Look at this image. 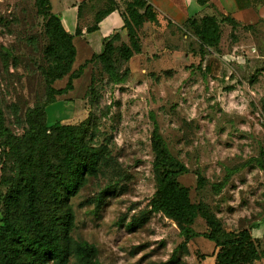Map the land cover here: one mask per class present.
<instances>
[{
  "label": "rangeland",
  "instance_id": "rangeland-1",
  "mask_svg": "<svg viewBox=\"0 0 264 264\" xmlns=\"http://www.w3.org/2000/svg\"><path fill=\"white\" fill-rule=\"evenodd\" d=\"M104 14L103 8L101 19ZM47 21L36 0H0V226L8 214L29 239H59L72 253L69 264H84L74 251L82 242L97 247L99 264H171L174 254L178 264H226L228 246L198 236L181 247L185 237L177 220L153 210L156 119L170 150L189 168L179 180L197 207V230H209L205 215L221 220V241L248 228L253 245L245 264H264V168L258 162L264 135V34H252L253 24L239 29L230 21L234 25L222 27L220 44L204 51L196 35L147 19L137 27L142 50L126 58L122 48L132 47L129 30L118 31L113 56L122 78L111 77L97 59L76 79L74 90L47 106L45 117L48 124L81 125V141L107 143L114 156L107 162L115 160L122 173L112 174L103 163L69 196L39 171L36 223L27 213V191L17 193L16 187L9 202L16 182L10 178H17L19 164L2 123L22 137L31 110L46 105L47 75L55 66ZM76 60L75 67L86 61L81 52ZM67 80L55 85L65 86ZM49 132L48 151L51 146L57 159L63 139L56 129ZM112 177L117 190L97 208L92 199ZM134 218L143 223L128 229ZM15 240L9 242L10 252L22 248ZM253 248L263 256L255 258ZM3 257L0 245V264L12 263ZM15 260L50 264L23 249Z\"/></svg>",
  "mask_w": 264,
  "mask_h": 264
},
{
  "label": "trees",
  "instance_id": "trees-1",
  "mask_svg": "<svg viewBox=\"0 0 264 264\" xmlns=\"http://www.w3.org/2000/svg\"><path fill=\"white\" fill-rule=\"evenodd\" d=\"M200 3H206L207 0H198ZM124 12V28H128L131 37L132 47L124 45L122 48L123 55L131 57L134 52H140L141 44L138 42L137 27L141 26L144 21L151 20L153 22H160L158 12L149 3L148 0H131L125 2ZM36 5L40 12L48 15L47 27L51 39L49 47L50 54L54 62V73L47 75V95L48 100L44 107L37 106L31 110L29 118V128L22 137H15L11 133L8 126L2 123V133L7 136V146L12 149L15 154V159L18 162L17 178L11 177V181L15 182L11 185L9 190V202H13L18 190L27 191V213L31 219L40 223L39 218V204L40 197L39 171H43L46 180L55 179L59 184L61 191L66 192L69 196L75 195L86 182L87 176L96 175L101 169L103 163L108 165L112 174H121L119 164L111 160L114 156L111 153L110 147L107 143L100 145H92L80 140V126L71 123H62L56 121L48 124L45 117L47 114L46 108L49 104L58 100L59 96L75 89V81L80 78L88 66L96 61L101 60L107 72L111 77L116 79L122 78L116 61L113 56L114 41L118 38L119 32H113L104 40V50L101 53H96L92 58L87 59L83 64L74 69V62L77 56V46L74 42V34L69 32L59 14L52 11L51 0H36ZM114 6L113 3L108 4L104 12L108 13ZM129 19V20H128ZM231 21V20H230ZM235 24L239 23L232 20ZM167 24L173 25L171 21ZM251 27V24L244 25ZM187 35H196L199 37V42L207 51L209 47L218 46L222 37V24L214 15H205L203 17H192L182 27ZM64 77H67L65 86L57 87L55 83ZM93 79V77H92ZM68 99V98H67ZM72 99V98H70ZM56 129L63 139L60 147V153L55 152L50 146L46 144L51 132L49 130ZM5 142H3V145ZM152 145L155 153L154 171L157 181V190L153 196L151 203L153 210L164 211L168 216L175 218L181 229V234L185 237L181 247L187 248V243L195 237L205 236L217 243V245L228 246L226 264H245L251 258L249 248L253 243L252 233L248 228L235 233L233 238L224 241L219 240L218 234L223 229L221 220L214 216H206L209 226L208 231L201 232L197 230L194 223L197 218V207L192 202L190 196V189L181 184L179 176L188 172L189 168L170 150L165 142V138L161 132L159 122L154 120V130L152 135ZM88 146L87 150L85 147ZM259 164L264 168V136L259 152ZM54 188H58L54 186ZM117 184L113 181L105 185L96 196L93 197L92 202L97 208H102L107 198L115 193ZM19 198V197H18ZM9 208V207H8ZM8 215V214H7ZM5 217V225L0 226V245L4 254V259L12 262L11 264H20L15 260V256L23 249L38 260L48 262L50 264H69L71 262L72 253L68 248L62 246L56 239L52 237L49 240L29 239L25 237L21 228L16 225L12 217ZM124 220V217L121 218ZM143 223L141 218H134L128 222V229L138 228ZM17 239L22 248H18L15 252L9 251V242ZM15 244V243H14ZM250 245V246H249ZM76 256L84 264H99L95 259L97 254V247L88 242L78 243L74 250ZM253 255L255 258L263 256V253L258 256V252L253 248ZM171 264H178V258L174 256L168 261Z\"/></svg>",
  "mask_w": 264,
  "mask_h": 264
},
{
  "label": "crops",
  "instance_id": "crops-1",
  "mask_svg": "<svg viewBox=\"0 0 264 264\" xmlns=\"http://www.w3.org/2000/svg\"><path fill=\"white\" fill-rule=\"evenodd\" d=\"M127 1L131 0H51L52 11L61 16L65 28L74 34L75 44L79 43L76 59L80 52L83 53V61L92 58L96 53H101L104 50L105 38L113 32L122 30ZM148 2L157 10L161 22L171 21L175 27H182L192 17L214 15L222 27L225 25L232 27L234 24L230 20H234L239 23L236 25L239 29L244 25L253 24L256 30L250 32L264 34V22L261 23L264 20V0H207L203 4L198 0H148ZM109 3H113L114 6L108 13L104 12L105 16L101 19V10L108 8ZM75 62L74 69L77 68Z\"/></svg>",
  "mask_w": 264,
  "mask_h": 264
},
{
  "label": "built area",
  "instance_id": "built-area-1",
  "mask_svg": "<svg viewBox=\"0 0 264 264\" xmlns=\"http://www.w3.org/2000/svg\"><path fill=\"white\" fill-rule=\"evenodd\" d=\"M262 120H263V126H264V114L263 116H261ZM264 131V130H263ZM264 136V135H263Z\"/></svg>",
  "mask_w": 264,
  "mask_h": 264
}]
</instances>
